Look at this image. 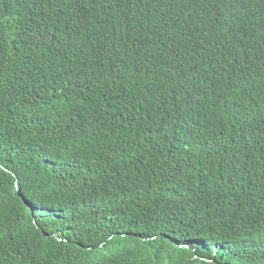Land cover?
I'll return each instance as SVG.
<instances>
[{
    "label": "trees",
    "instance_id": "16d2710c",
    "mask_svg": "<svg viewBox=\"0 0 264 264\" xmlns=\"http://www.w3.org/2000/svg\"><path fill=\"white\" fill-rule=\"evenodd\" d=\"M0 264H264V0H0Z\"/></svg>",
    "mask_w": 264,
    "mask_h": 264
}]
</instances>
